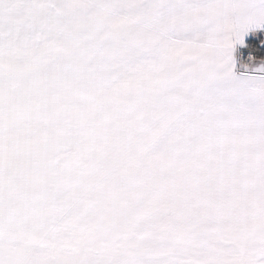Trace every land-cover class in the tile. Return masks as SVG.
Masks as SVG:
<instances>
[{
  "label": "snow or ice",
  "instance_id": "6c2138e0",
  "mask_svg": "<svg viewBox=\"0 0 264 264\" xmlns=\"http://www.w3.org/2000/svg\"><path fill=\"white\" fill-rule=\"evenodd\" d=\"M0 264H264V0H0Z\"/></svg>",
  "mask_w": 264,
  "mask_h": 264
}]
</instances>
